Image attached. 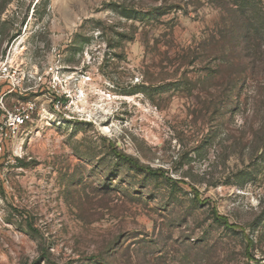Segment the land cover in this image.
<instances>
[{"label":"rangeland","instance_id":"rangeland-1","mask_svg":"<svg viewBox=\"0 0 264 264\" xmlns=\"http://www.w3.org/2000/svg\"><path fill=\"white\" fill-rule=\"evenodd\" d=\"M263 14L9 0L0 110L34 109L0 154V264H264Z\"/></svg>","mask_w":264,"mask_h":264},{"label":"built area","instance_id":"built-area-1","mask_svg":"<svg viewBox=\"0 0 264 264\" xmlns=\"http://www.w3.org/2000/svg\"><path fill=\"white\" fill-rule=\"evenodd\" d=\"M5 111L0 110V154L7 149L10 151L16 145L19 134L27 126L30 120L31 111L34 106L28 107L15 106Z\"/></svg>","mask_w":264,"mask_h":264},{"label":"trees","instance_id":"trees-1","mask_svg":"<svg viewBox=\"0 0 264 264\" xmlns=\"http://www.w3.org/2000/svg\"><path fill=\"white\" fill-rule=\"evenodd\" d=\"M8 1L9 0H7V1H5V2H3L2 3V5H1V11H0V14L1 13H3L4 12V10H5V8H6V6H7V4H8ZM127 1V0H126ZM36 6H37V4H36ZM121 11V13H119V14H121V16L123 17V18H125V19H127V20H134V21H140V22H143L144 20H150V19H154V18H156L158 15L159 16H161L163 13H157V12H155V10H153V11H151V12H153V13H151L150 11H147L148 13H144V10L145 9H143V8H141V7H138V8H131V9H128V8H126V7H122V9H120ZM263 22H264V14H263ZM262 22V21H261ZM262 22V23H263ZM218 216V215H217ZM218 220H226L224 217H219L218 216V218H217ZM225 223L226 224H228L227 223V221H225ZM248 251V250H247ZM251 259H253V257H250Z\"/></svg>","mask_w":264,"mask_h":264}]
</instances>
